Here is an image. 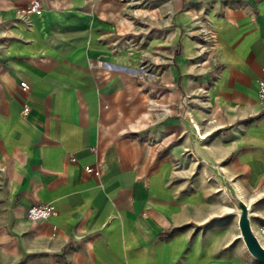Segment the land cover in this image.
I'll return each mask as SVG.
<instances>
[{
  "label": "crops",
  "instance_id": "crops-1",
  "mask_svg": "<svg viewBox=\"0 0 264 264\" xmlns=\"http://www.w3.org/2000/svg\"><path fill=\"white\" fill-rule=\"evenodd\" d=\"M38 1L0 0V264H264V0Z\"/></svg>",
  "mask_w": 264,
  "mask_h": 264
},
{
  "label": "built area",
  "instance_id": "built-area-1",
  "mask_svg": "<svg viewBox=\"0 0 264 264\" xmlns=\"http://www.w3.org/2000/svg\"><path fill=\"white\" fill-rule=\"evenodd\" d=\"M40 4L38 0H30L28 6L20 10L23 14H28L39 10ZM257 85V101L261 106H264V78H259L256 81ZM19 86L22 90H25L26 85L24 82H19ZM29 108L23 105L20 113L26 115ZM83 170L86 173L97 176L98 170L90 165L83 166ZM53 212V206L50 202L33 203L25 209V217L30 221L43 220L48 218Z\"/></svg>",
  "mask_w": 264,
  "mask_h": 264
},
{
  "label": "water",
  "instance_id": "water-1",
  "mask_svg": "<svg viewBox=\"0 0 264 264\" xmlns=\"http://www.w3.org/2000/svg\"><path fill=\"white\" fill-rule=\"evenodd\" d=\"M230 202L237 210V225L240 237L249 252V254L256 260L264 263V248L260 246L256 237L249 228L247 209L244 203L237 198L233 193H228Z\"/></svg>",
  "mask_w": 264,
  "mask_h": 264
},
{
  "label": "rangeland",
  "instance_id": "rangeland-1",
  "mask_svg": "<svg viewBox=\"0 0 264 264\" xmlns=\"http://www.w3.org/2000/svg\"><path fill=\"white\" fill-rule=\"evenodd\" d=\"M132 24L134 25V23H132ZM139 25H144V24L140 23ZM135 74L138 75L139 78L146 79L148 77L149 70H148L147 66H145V67L140 66L139 71L136 72ZM140 74H142V75L140 76Z\"/></svg>",
  "mask_w": 264,
  "mask_h": 264
}]
</instances>
